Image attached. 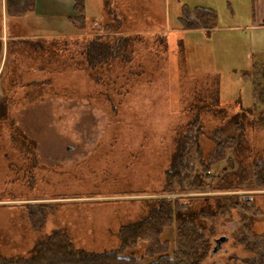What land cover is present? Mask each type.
<instances>
[{
  "label": "rangeland",
  "instance_id": "rangeland-1",
  "mask_svg": "<svg viewBox=\"0 0 264 264\" xmlns=\"http://www.w3.org/2000/svg\"><path fill=\"white\" fill-rule=\"evenodd\" d=\"M178 1L190 8L213 7L220 29L208 36L196 30L179 33L178 26L122 24L118 34L107 38L127 37L126 50L119 46L117 57L93 69L81 53L86 39L77 38L78 28L55 17L52 22L40 19L38 26H4L0 16V71L5 68L0 97L8 111L6 118L0 117L3 258L29 256L36 240L54 230L66 231L75 248L95 253L115 249L121 226L144 212L143 198L215 194L162 193L177 138L196 113L204 154L219 127H225L223 137L241 142L239 154L229 149L215 166L218 177L243 167L249 177L253 162H264V124L247 119L241 134L230 125L241 121L243 108L253 103V84L246 74L264 69V52L255 54L249 46L252 32L237 28L250 22L246 8H239L232 20L227 0ZM230 1L237 5L241 0ZM89 4L92 0L86 2L88 22L93 15ZM110 22L106 16L101 24L118 26ZM158 31L165 34L163 40ZM230 193L251 196V203L217 223L205 221L211 247L220 236L230 239L201 264H243L251 254L235 236L242 230L264 233V187L244 183ZM47 204L57 206L36 216L39 206ZM175 229L176 223L161 236L169 252ZM146 247L139 241L125 255L133 253L139 264H147L148 258L140 260Z\"/></svg>",
  "mask_w": 264,
  "mask_h": 264
},
{
  "label": "trees",
  "instance_id": "trees-1",
  "mask_svg": "<svg viewBox=\"0 0 264 264\" xmlns=\"http://www.w3.org/2000/svg\"><path fill=\"white\" fill-rule=\"evenodd\" d=\"M33 10L34 0H6V14L9 17L20 18ZM73 10L74 16L69 21L79 29L77 38L81 41L86 39L81 53L89 69L109 64L117 57L119 46L121 51L126 50L127 37L120 35L115 40L112 39L113 37L107 38L116 35L119 26H102L100 23L94 25L93 19L88 22L85 0H73ZM216 18L217 15L213 10L183 7L179 17V28L184 31L203 30L208 34L216 27ZM87 23L90 26L86 30ZM95 26L96 28L99 26L97 30ZM1 41L0 39V54ZM12 41L10 39L8 42L7 51ZM16 42L19 44L21 40ZM4 69L3 66L0 71V85L4 79ZM252 71L253 73L246 75H250L248 80L253 84V103L250 107L241 110L243 116L241 121H233L230 124L232 129L240 134L247 119L250 124H264V69ZM255 72L256 74L260 72L259 80H256ZM12 84L11 82L10 88ZM239 99L237 97L236 103L240 105ZM7 112L0 97V117L6 118ZM190 121L186 125V132L177 138L172 164L162 193L181 191L215 194L190 196L181 200L169 197L143 198L144 212L136 221L121 226L118 232L119 246L115 249L95 253L80 247L75 248L66 231L54 230L45 238L36 240L29 256H11L5 259L0 255V264H139L135 254L125 255V252L139 241L147 243L144 255L140 258V260L148 258L147 264H201L207 256H211L212 249L205 221L209 219L212 223H217L221 218L232 215L234 211L239 212L238 208L242 209L249 205L251 201H242L240 194L230 192L238 191L244 183L252 184L255 189L263 188L264 162L254 161L249 177L245 167L240 168L239 173L233 172L218 177L214 174L215 166L225 159L229 149L239 154L241 142L234 136L223 137L226 133L225 127H219L213 132L215 138L211 142L210 151L204 154L199 144V138L202 137L199 114L192 116ZM197 201H201L202 205L194 206L193 202ZM55 206L57 204L41 205L37 209L38 214L35 215L40 216L46 209L53 210ZM175 223L176 240L173 251L169 252L168 244L165 240H161V236ZM33 225L35 226L36 222ZM38 226L36 225L35 228ZM210 231H213V228ZM223 236L230 239L227 235ZM235 237L244 250L251 254V257L244 259L243 264H264V233L248 234L242 230Z\"/></svg>",
  "mask_w": 264,
  "mask_h": 264
},
{
  "label": "crops",
  "instance_id": "crops-1",
  "mask_svg": "<svg viewBox=\"0 0 264 264\" xmlns=\"http://www.w3.org/2000/svg\"><path fill=\"white\" fill-rule=\"evenodd\" d=\"M92 0L91 9L93 10V24L96 25L106 20L109 16L114 21V25L122 26V24L131 26H178L175 31L180 33L179 17L182 8H188L187 5H181L178 0ZM167 1V2H166ZM87 0H85V8L87 11ZM171 5V6H170ZM199 6H195L197 8ZM203 8V7H199ZM225 8L232 20L239 13V8H246V12L250 16L249 23L238 24V30L251 31L252 35L248 38L249 46L255 47V54L264 52V0H241L237 5L232 1L225 2ZM213 10L217 15L216 27L211 29L208 36L220 29L218 24V12L213 8H205ZM237 9V10H236ZM98 14V17L96 18ZM74 15L73 0H34V10L20 18L9 17L6 14V0H0V16L4 26H38L37 22L44 19V22H52V17L59 18L64 22L65 26H73L69 19ZM131 16V17H129ZM135 17V19H134ZM110 22V23H112ZM102 25V24H101ZM158 28L157 30H162ZM185 32L184 30H181ZM195 31V30H194ZM201 31L203 30H196ZM207 34V33H206ZM157 36L163 38L164 33H156ZM7 36V34H6ZM3 39V36L0 37ZM264 55V53H262ZM254 56V54H253Z\"/></svg>",
  "mask_w": 264,
  "mask_h": 264
},
{
  "label": "water",
  "instance_id": "water-1",
  "mask_svg": "<svg viewBox=\"0 0 264 264\" xmlns=\"http://www.w3.org/2000/svg\"><path fill=\"white\" fill-rule=\"evenodd\" d=\"M241 200L242 201H251L252 197L251 196H241ZM228 240V238L226 236H220L216 239L213 240V246L212 249L210 251V254L213 255L215 253H217L221 247V244L226 242Z\"/></svg>",
  "mask_w": 264,
  "mask_h": 264
},
{
  "label": "flooded vegetation",
  "instance_id": "flooded-vegetation-1",
  "mask_svg": "<svg viewBox=\"0 0 264 264\" xmlns=\"http://www.w3.org/2000/svg\"><path fill=\"white\" fill-rule=\"evenodd\" d=\"M220 249H221V247H220ZM220 249H219V250H220Z\"/></svg>",
  "mask_w": 264,
  "mask_h": 264
}]
</instances>
